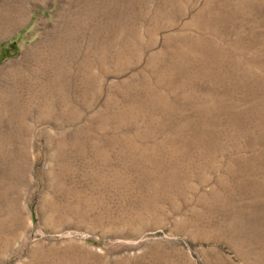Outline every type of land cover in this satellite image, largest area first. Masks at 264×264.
<instances>
[{"label": "rangeland", "instance_id": "374dc122", "mask_svg": "<svg viewBox=\"0 0 264 264\" xmlns=\"http://www.w3.org/2000/svg\"><path fill=\"white\" fill-rule=\"evenodd\" d=\"M16 1L0 68L75 24L0 158V264H264V0Z\"/></svg>", "mask_w": 264, "mask_h": 264}, {"label": "bare ground", "instance_id": "6f19581e", "mask_svg": "<svg viewBox=\"0 0 264 264\" xmlns=\"http://www.w3.org/2000/svg\"><path fill=\"white\" fill-rule=\"evenodd\" d=\"M58 8L59 9L55 12V14L56 16L61 17V7ZM26 11L27 5L24 1L19 2L16 0H3L0 3V40L8 37L13 32V30L18 29V27L22 25L24 16H26ZM69 22L71 26V24L74 23V19H71ZM69 22H67L66 25H68ZM52 23V29L46 33L43 32L45 34L42 33L43 35L40 36L41 38L36 43V45L23 49L21 51V56H19L20 58L15 60L13 59L0 68V158L4 157L5 154L11 153L15 150H19L20 153H24L26 151L28 143L31 142L28 137L29 133L31 134L29 131L28 116L32 109L35 108L33 112L37 113L39 116H55L57 113L54 109V104H52L50 99L46 96L47 92L45 88L43 87L45 90L43 92H45V94H42L43 92L39 93V90L37 91L36 87L38 88L53 84L54 80L59 77V69H56L57 73H55L54 76L52 74V76H50L49 72L52 69V64L59 65L61 57L59 59L57 56L58 54L61 55V53L65 50L66 46L70 42L69 36L72 38V33L74 31L72 30L73 32H70L68 36V33H66L67 31L64 30V28H66L65 24H62L60 27V24L56 23L55 21ZM70 26L67 28L69 29ZM71 28H74L73 25ZM32 65L35 67L31 68ZM39 73L44 74L42 78ZM91 83L92 81H90L87 76V86L88 84L91 86ZM49 88L51 89V87ZM54 88L57 90L56 87H53V89ZM53 94H55V92ZM57 94L62 95L61 93ZM19 99L23 102L21 101V103H18L17 100ZM8 110H13V112L14 110H18V115L16 118L17 123L14 121L16 124L15 126L12 125V132H9L6 128V122L12 123V114L9 113ZM8 116L10 118H8ZM15 142L18 143V147L15 145ZM14 234V236L11 238L9 236L4 238L0 236V240H4V246H6V248L12 246L13 242L16 241V238H19L21 235L19 232Z\"/></svg>", "mask_w": 264, "mask_h": 264}]
</instances>
